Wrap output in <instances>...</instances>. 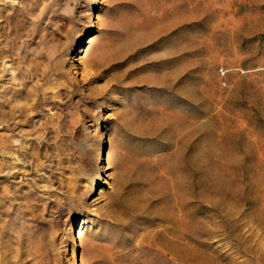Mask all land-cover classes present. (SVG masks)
Returning <instances> with one entry per match:
<instances>
[{
  "label": "rangeland",
  "instance_id": "1",
  "mask_svg": "<svg viewBox=\"0 0 264 264\" xmlns=\"http://www.w3.org/2000/svg\"><path fill=\"white\" fill-rule=\"evenodd\" d=\"M0 264H264V0H0Z\"/></svg>",
  "mask_w": 264,
  "mask_h": 264
}]
</instances>
